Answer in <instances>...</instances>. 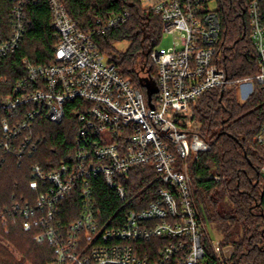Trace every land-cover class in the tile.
Returning a JSON list of instances; mask_svg holds the SVG:
<instances>
[{"label": "built area", "instance_id": "2783aa9c", "mask_svg": "<svg viewBox=\"0 0 264 264\" xmlns=\"http://www.w3.org/2000/svg\"><path fill=\"white\" fill-rule=\"evenodd\" d=\"M6 1L11 4L10 24L0 28V64L24 41L26 4L46 3L58 42L53 63L34 66L24 59L27 77L0 98V169L6 155L22 158L37 152L44 141L36 136L40 119L62 124L70 116L78 124L67 162L50 173L31 167L34 204L24 199L13 204L25 219L23 228L38 230L34 240L54 245L52 264H228L234 247L210 239L190 172L192 163L211 151L198 133L192 106L207 92L224 91L231 84L221 65L218 2L212 9L215 0H141L144 9L161 17L163 33L174 36L168 51L151 54L155 70L143 73L158 90L149 102L141 75L138 82L125 77L97 44V38L129 20L128 10L98 18L84 31L63 0ZM246 16L258 73L240 83L245 100L255 86L264 91L261 0H249ZM255 143L264 177V125ZM140 169L154 173L162 187L155 201L137 210L138 195L128 196V184ZM99 181L109 201L118 204L107 219L98 204ZM73 197L79 201L76 219L65 223V205Z\"/></svg>", "mask_w": 264, "mask_h": 264}, {"label": "trees", "instance_id": "16d2710c", "mask_svg": "<svg viewBox=\"0 0 264 264\" xmlns=\"http://www.w3.org/2000/svg\"><path fill=\"white\" fill-rule=\"evenodd\" d=\"M63 2L84 31L92 28L98 18L107 19L128 10L129 20L97 38V44L103 54L113 57L125 77L138 82L141 73L150 71L151 54L157 51L163 38V22L160 16L144 9L141 0ZM217 2L224 43L221 65L231 84L224 91L207 92L192 106L194 120L200 126L198 133L211 146L210 152L201 154L191 165L190 172L195 179L193 193L200 217L204 222L207 218L215 224L222 235L221 246L234 247L228 264H264V178L260 173L263 162L255 143L264 125V91L255 86L244 102L239 101L240 83L258 73L246 16L249 0ZM10 7L9 2L0 0L1 29L9 28ZM25 11L29 25L24 41L17 52L0 64V98L9 94L18 80L27 77L24 59L34 66H46L54 61L58 41L48 6L46 3L26 4ZM261 11L264 23V0H261ZM123 41H129L130 46L119 56H113L114 44ZM77 131V121L70 116L62 124L40 119L36 136L44 141L39 143L37 152L22 158L5 156L0 169V264H52L56 260L54 245L37 243L34 236L38 230L23 228L25 219L13 210V204L22 199L34 204L36 194L29 187L31 167L39 165L50 173L67 162L74 150ZM155 176L147 169L135 170L130 175L128 196L138 195L137 210L147 208L158 198L162 186ZM109 200L108 191L99 181L98 204L105 219L118 208L116 202ZM78 202L75 197L67 201L65 223L76 219ZM2 241L14 248L21 259L18 260ZM154 242L164 243L163 240Z\"/></svg>", "mask_w": 264, "mask_h": 264}, {"label": "rangeland", "instance_id": "374dc122", "mask_svg": "<svg viewBox=\"0 0 264 264\" xmlns=\"http://www.w3.org/2000/svg\"><path fill=\"white\" fill-rule=\"evenodd\" d=\"M211 7L212 9H216L217 8V0L213 1L211 3ZM173 42H174V36L173 35H166L163 34V38L162 41L160 43V45L157 48L158 52H166L168 51L172 46H173ZM130 46V42L129 41H123V42H118L114 44V52H113V56H119L121 53L125 52L127 50V48ZM151 67V68H150ZM150 67L148 70H155L154 69V64L151 62ZM147 75L141 73V79H146ZM243 89L239 91V101L240 102H244L245 98L243 95ZM264 178V177H263ZM206 221V226H207V230H208V234L210 236V239L213 240L216 244L222 241V235L220 234L219 230L217 229V227L215 226V224H213L212 222H210L207 218H205ZM2 244L6 245L9 247L10 251L14 254V256L20 260L21 259V255L14 250V248H12L8 243L3 242ZM27 264V263H25Z\"/></svg>", "mask_w": 264, "mask_h": 264}, {"label": "water", "instance_id": "95a60500", "mask_svg": "<svg viewBox=\"0 0 264 264\" xmlns=\"http://www.w3.org/2000/svg\"><path fill=\"white\" fill-rule=\"evenodd\" d=\"M140 83L147 89L148 100L151 102L152 96L158 92L155 81L151 79H140Z\"/></svg>", "mask_w": 264, "mask_h": 264}]
</instances>
